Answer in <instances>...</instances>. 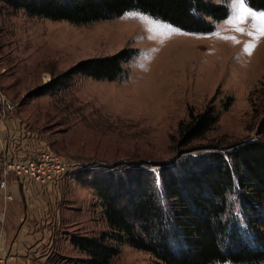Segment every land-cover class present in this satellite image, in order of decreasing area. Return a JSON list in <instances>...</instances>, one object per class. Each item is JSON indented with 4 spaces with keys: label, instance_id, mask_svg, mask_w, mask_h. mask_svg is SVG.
Masks as SVG:
<instances>
[{
    "label": "rangeland",
    "instance_id": "374dc122",
    "mask_svg": "<svg viewBox=\"0 0 264 264\" xmlns=\"http://www.w3.org/2000/svg\"><path fill=\"white\" fill-rule=\"evenodd\" d=\"M211 1L226 2L230 9V0ZM125 14L77 25L31 16L0 1V120L22 123L36 139L35 149L64 156L70 164L67 175L76 180L122 162L146 161L159 174V164L179 154L178 126L191 107L200 112L211 105L219 112L208 142L264 139V37L254 27L257 21L249 17L241 25L243 33L225 24L229 16L210 33L175 26L176 31L162 26L150 32L145 22ZM249 44L250 54L245 51ZM126 47L138 53L117 80L78 74L46 94H31L81 60ZM228 97L233 99L226 107ZM78 198L79 224L66 232L70 250L54 251L47 264H89L72 236L109 230L94 190L82 186ZM119 247L109 264L154 262L151 253L128 242Z\"/></svg>",
    "mask_w": 264,
    "mask_h": 264
},
{
    "label": "trees",
    "instance_id": "16d2710c",
    "mask_svg": "<svg viewBox=\"0 0 264 264\" xmlns=\"http://www.w3.org/2000/svg\"><path fill=\"white\" fill-rule=\"evenodd\" d=\"M0 1L31 16L77 25L139 11L195 33L213 32L230 13L226 2L211 0ZM247 4L264 10V0ZM137 53L126 47L81 60L31 94H46L78 74L117 80ZM232 99L228 97L226 107ZM219 118L214 106L200 112L191 107L178 126L174 144L179 154L160 163L159 174L154 164L141 161L77 177L94 190L109 224L100 235L72 236V243L88 256L87 263L109 264L120 253L119 245L128 242L151 253L153 264H264V139L206 141Z\"/></svg>",
    "mask_w": 264,
    "mask_h": 264
},
{
    "label": "crops",
    "instance_id": "0c3cea01",
    "mask_svg": "<svg viewBox=\"0 0 264 264\" xmlns=\"http://www.w3.org/2000/svg\"><path fill=\"white\" fill-rule=\"evenodd\" d=\"M35 142L22 123L0 120V255L9 264H47L54 251L68 253L71 240L66 232L79 224L83 185L73 176L52 186L7 170L10 161L38 153Z\"/></svg>",
    "mask_w": 264,
    "mask_h": 264
},
{
    "label": "built area",
    "instance_id": "2783aa9c",
    "mask_svg": "<svg viewBox=\"0 0 264 264\" xmlns=\"http://www.w3.org/2000/svg\"><path fill=\"white\" fill-rule=\"evenodd\" d=\"M7 170L12 171L18 178L24 177L33 182L57 186L67 176L70 164L64 156L45 148L31 156L10 161ZM0 264H9L8 259L0 255Z\"/></svg>",
    "mask_w": 264,
    "mask_h": 264
},
{
    "label": "snow or ice",
    "instance_id": "6c2138e0",
    "mask_svg": "<svg viewBox=\"0 0 264 264\" xmlns=\"http://www.w3.org/2000/svg\"><path fill=\"white\" fill-rule=\"evenodd\" d=\"M129 18H138L142 22L146 23V26L150 32H154L160 27H164L166 30L176 31L174 26L166 24V22L160 21L155 17H151L148 14L140 12H130L125 14ZM251 17L253 20L257 21V24L254 27L257 28L259 36L264 37V12H256L252 10L248 4L247 0H230V15L228 20L225 21V24L232 26L238 32H245V29L241 27L248 18ZM248 35H253L252 32H248ZM151 38V37H149ZM230 39L235 40L234 37H229ZM253 45L249 44L246 46L245 51L251 53Z\"/></svg>",
    "mask_w": 264,
    "mask_h": 264
},
{
    "label": "water",
    "instance_id": "95a60500",
    "mask_svg": "<svg viewBox=\"0 0 264 264\" xmlns=\"http://www.w3.org/2000/svg\"><path fill=\"white\" fill-rule=\"evenodd\" d=\"M2 103H3V99H2V94H1V91H0V112H1V109H2ZM1 186H2V175H1V171H0V189H1Z\"/></svg>",
    "mask_w": 264,
    "mask_h": 264
}]
</instances>
